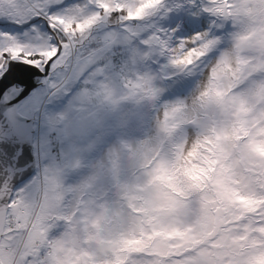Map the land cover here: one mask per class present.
<instances>
[{
    "label": "snow or ice",
    "instance_id": "6c2138e0",
    "mask_svg": "<svg viewBox=\"0 0 264 264\" xmlns=\"http://www.w3.org/2000/svg\"><path fill=\"white\" fill-rule=\"evenodd\" d=\"M0 264H264V0H0Z\"/></svg>",
    "mask_w": 264,
    "mask_h": 264
}]
</instances>
